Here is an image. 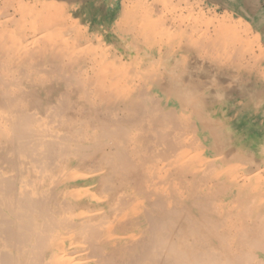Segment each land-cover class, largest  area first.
Masks as SVG:
<instances>
[{"label":"bare ground","instance_id":"obj_1","mask_svg":"<svg viewBox=\"0 0 264 264\" xmlns=\"http://www.w3.org/2000/svg\"><path fill=\"white\" fill-rule=\"evenodd\" d=\"M43 1L0 0V264H264L255 25L143 0L99 50Z\"/></svg>","mask_w":264,"mask_h":264},{"label":"rangeland","instance_id":"obj_2","mask_svg":"<svg viewBox=\"0 0 264 264\" xmlns=\"http://www.w3.org/2000/svg\"><path fill=\"white\" fill-rule=\"evenodd\" d=\"M21 1L22 2L20 3L14 2L11 4H7L6 6H2L3 7L2 9H4L5 7L6 8L5 10H7L5 12L16 15L17 19L21 21L22 15H24L25 12H27L26 11L27 8H29V6L31 7L34 6L37 0H21ZM54 1H55L54 3H56L60 8L71 7L70 6L71 4L66 2L65 0H54ZM140 1L143 0H122V1L121 0H82L81 1L82 8L80 10H77L79 11V13H77V16L75 17V23L76 25L78 24V27H80L79 29L81 30L83 29L82 31L86 32L90 38L97 37L96 39L94 38V43L98 45L97 47L99 48V50H106L109 47H113V45L115 46L116 43L112 42L110 44L112 38L117 41L116 37L114 36V33L116 32V30H119L120 27H125L127 20H131V16L133 14L131 15L130 10L133 9L132 7L134 5H138V4L141 5ZM144 1L148 2V4L150 5L152 3H155L154 0H144ZM165 1L167 2V6L165 7L163 3H159L158 9L164 12L166 16L171 13L170 11L173 10L172 8L175 5H179V10H181L183 7L184 13L187 14V10L184 7H186L185 5L188 3L189 6H194L193 8H195L197 12L199 11H201L202 13L204 12V14L210 18L225 19V20L230 18L228 20L232 21L234 24L236 25L240 24L239 28L241 30H243V28L246 26L242 22L238 21V19L226 14L223 9L222 11L216 8L217 7L216 5L212 4L211 2H208L207 0H165ZM44 2L45 3L53 2V0H44L43 3ZM25 7L27 8L25 9ZM70 10H71L70 13L74 12L72 11V9ZM116 11L119 13H117ZM128 15L130 16L128 17ZM12 30L15 31V28H13ZM95 30L99 31L100 33H97V35H95L94 34ZM247 30L248 28L245 27L244 31L248 33L249 37L254 39L255 36L252 34V32L250 30H248L247 32ZM98 43H100V45ZM121 46H124V44H122Z\"/></svg>","mask_w":264,"mask_h":264},{"label":"crops","instance_id":"obj_3","mask_svg":"<svg viewBox=\"0 0 264 264\" xmlns=\"http://www.w3.org/2000/svg\"><path fill=\"white\" fill-rule=\"evenodd\" d=\"M209 1L216 6L220 5L219 7L223 9H227L229 12L233 14H238V16L240 17L242 16L241 18L250 21L253 25H255L256 32L258 31L257 33L258 34L260 33L259 35L261 37H264V0H209ZM244 5H246L247 7ZM244 7H246L247 9Z\"/></svg>","mask_w":264,"mask_h":264}]
</instances>
